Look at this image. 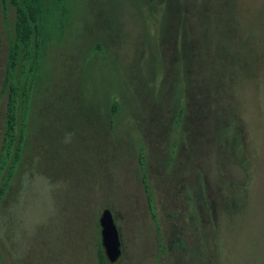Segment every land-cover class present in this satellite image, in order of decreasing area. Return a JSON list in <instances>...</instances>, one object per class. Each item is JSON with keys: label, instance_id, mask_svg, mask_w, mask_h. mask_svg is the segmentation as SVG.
Instances as JSON below:
<instances>
[{"label": "rangeland", "instance_id": "obj_1", "mask_svg": "<svg viewBox=\"0 0 264 264\" xmlns=\"http://www.w3.org/2000/svg\"><path fill=\"white\" fill-rule=\"evenodd\" d=\"M59 6L70 21L0 206V264H99L104 209L122 249L110 264H264V0ZM14 21L0 0V139Z\"/></svg>", "mask_w": 264, "mask_h": 264}, {"label": "trees", "instance_id": "obj_2", "mask_svg": "<svg viewBox=\"0 0 264 264\" xmlns=\"http://www.w3.org/2000/svg\"><path fill=\"white\" fill-rule=\"evenodd\" d=\"M1 2L4 8L8 5L14 8L15 21L1 83V94L5 97V120L0 139V206L6 200L24 158L31 104L42 77L48 42L53 38L52 35L56 29H59L57 26L58 17H64L59 22L70 21L68 18L69 9L67 7L59 8L61 0H52V4L51 0H1ZM55 15L56 18H54ZM186 21L188 22V20ZM107 35L112 36L111 34ZM95 40L97 41L96 37H94ZM97 49H102L99 42ZM88 56V54L81 53L82 63L79 78L81 71L82 73L86 71L85 61ZM56 68L62 69L57 66ZM78 70L79 67L70 73L71 78L74 72L78 74ZM78 81H82L81 84H83V79ZM72 82L71 79V84ZM73 97L74 100H72ZM69 101H77L74 93L69 96ZM83 102L88 101L84 99ZM117 112L118 103L115 101L111 105V114ZM140 163L141 169L144 170L145 164L142 155ZM142 177L146 192L151 198L147 176L143 175ZM102 247L101 241L98 251L99 264H110Z\"/></svg>", "mask_w": 264, "mask_h": 264}, {"label": "water", "instance_id": "obj_3", "mask_svg": "<svg viewBox=\"0 0 264 264\" xmlns=\"http://www.w3.org/2000/svg\"><path fill=\"white\" fill-rule=\"evenodd\" d=\"M102 245L109 262L118 260L122 253L119 230L115 224L112 212L104 209L100 217Z\"/></svg>", "mask_w": 264, "mask_h": 264}]
</instances>
